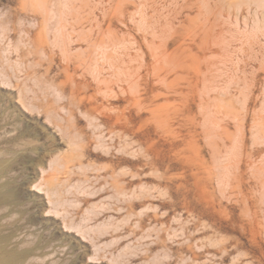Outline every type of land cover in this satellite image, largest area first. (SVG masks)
Instances as JSON below:
<instances>
[{
  "label": "rangeland",
  "instance_id": "obj_1",
  "mask_svg": "<svg viewBox=\"0 0 264 264\" xmlns=\"http://www.w3.org/2000/svg\"><path fill=\"white\" fill-rule=\"evenodd\" d=\"M0 166V264H264V0H0Z\"/></svg>",
  "mask_w": 264,
  "mask_h": 264
},
{
  "label": "bare ground",
  "instance_id": "obj_2",
  "mask_svg": "<svg viewBox=\"0 0 264 264\" xmlns=\"http://www.w3.org/2000/svg\"><path fill=\"white\" fill-rule=\"evenodd\" d=\"M0 169H3L2 166H0ZM2 186L0 185V188ZM36 191V189H34ZM1 192V197H3L4 200L6 201H10L14 198V193L12 192V190H10L9 188L5 187V189L2 188V190H0ZM38 192V191H37ZM13 263L15 262V257H13ZM7 264V263H6Z\"/></svg>",
  "mask_w": 264,
  "mask_h": 264
}]
</instances>
